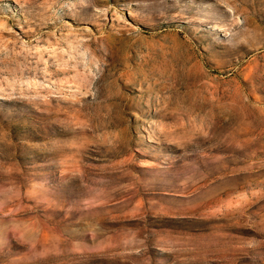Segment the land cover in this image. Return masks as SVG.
<instances>
[{
    "label": "rangeland",
    "instance_id": "374dc122",
    "mask_svg": "<svg viewBox=\"0 0 264 264\" xmlns=\"http://www.w3.org/2000/svg\"><path fill=\"white\" fill-rule=\"evenodd\" d=\"M0 264H264V0H0Z\"/></svg>",
    "mask_w": 264,
    "mask_h": 264
}]
</instances>
